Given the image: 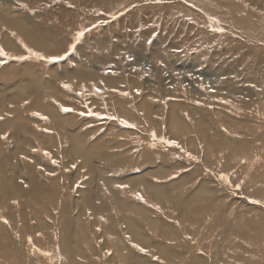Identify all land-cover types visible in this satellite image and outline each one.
Returning a JSON list of instances; mask_svg holds the SVG:
<instances>
[{"label":"rangeland","instance_id":"374dc122","mask_svg":"<svg viewBox=\"0 0 264 264\" xmlns=\"http://www.w3.org/2000/svg\"><path fill=\"white\" fill-rule=\"evenodd\" d=\"M131 1L127 6V0H0V264H224L230 251L220 253L229 239L235 242L226 246L235 248L231 264H264L257 247L264 238L259 233L264 230V115L255 102L263 98V64L249 55L241 74L232 76L240 90L232 98L237 109L225 108L233 100L223 95L203 103L179 101L187 88L197 98L199 92L219 95L222 88L212 83L217 72L212 67L220 62L229 66L242 57V49H264V41L243 36L240 25L236 29L216 17L200 27L182 16L193 14L191 9L161 18V0ZM174 1L203 13L187 0L164 2ZM224 1L232 2L241 16H248L252 5L264 13V0ZM149 14L159 21H151ZM17 15L28 26L41 21L49 27V46L28 45L12 28ZM177 19L204 36L216 33L227 43L233 39L241 48L215 66L211 55H199L197 49L218 42L185 40L194 36L189 27L184 32L174 28ZM8 38H15L19 48ZM143 70L154 91L160 77L175 95L160 99L153 90H139L134 81ZM143 98L166 113L174 102L212 111L224 107L223 118L239 122L228 136L231 142L250 144L251 162L249 148L244 158L230 154L231 142L219 150L206 149L198 138L196 148L181 143L167 133L164 117L147 118L137 108ZM117 105L128 106L134 116H123ZM79 133L85 143L75 153ZM139 182L171 194L163 191L164 201H158ZM119 202L134 209L124 211ZM240 220L243 227L232 229ZM111 221L117 232L109 230ZM253 236L254 242L247 240Z\"/></svg>","mask_w":264,"mask_h":264},{"label":"bare ground","instance_id":"6f19581e","mask_svg":"<svg viewBox=\"0 0 264 264\" xmlns=\"http://www.w3.org/2000/svg\"><path fill=\"white\" fill-rule=\"evenodd\" d=\"M28 1V0H27ZM30 1V0H29ZM63 1V0H62ZM80 2L83 1V0H79ZM90 1V0H89ZM114 1V0H113ZM165 0H161L160 3H164V5H162L161 7H159L160 11L159 12V15L160 17H165V18H173L176 16V14L178 13H185V9H191V13L193 14H182V16H189L190 19L194 20L193 22L196 24V25H199L200 26V23L204 22L205 20L209 19L210 17H216L215 18V21L217 20L218 22H229L231 24L230 27H234L237 29V25H240V29L239 30H242V34L243 36H246V37H249V38H252L253 39H260V40H263L264 41V13L262 14H258V12H255L254 10V7L253 5L251 6V8L249 9V15L248 16H241L239 15L236 10H235V6L232 5V2H227V1H224V0H187L188 2H190V4L192 5H195L196 8L200 9L203 13H197V12H194V9L192 10V8H189L187 6H185V4H181V3H174L173 4H169L168 2H164ZM181 1V0H180ZM258 1V0H257ZM263 0H260V2H262ZM34 2V1H33ZM179 2V1H178ZM187 2V3H188ZM42 4V2H40ZM87 3V2H86ZM121 3V2H120ZM127 3L126 4L127 6H130L132 5V1L131 0H127ZM165 3H168V4H165ZM171 3V2H170ZM31 4V3H30ZM33 4V3H32ZM39 4V5H41ZM264 4V2H263ZM38 5V4H37ZM43 5V4H42ZM125 5V4H124ZM35 6V5H34ZM120 6V5H119ZM122 6H123V3H122ZM121 6V7H122ZM37 7V6H36ZM40 7V6H39ZM126 7V6H125ZM30 8V6H29ZM44 10V15L45 17L47 18V16H49V12L46 11L48 10L45 6L42 7ZM128 8V7H127ZM257 8V7H256ZM38 9V8H37ZM40 9V8H39ZM42 9V10H43ZM110 9V8H109ZM118 9V8H117ZM130 9V8H129ZM154 9H157V8H154ZM259 9V8H258ZM32 10V9H31ZM36 10V9H34ZM41 10V9H40ZM165 10V13L163 14L162 11ZM260 10V9H259ZM261 12V11H260ZM35 13V12H34ZM38 13V12H36ZM155 13V12H154ZM133 14V13H132ZM151 15V14H149ZM157 15V14H156ZM158 15V16H159ZM73 17L75 16V13L72 15ZM151 18V21L153 22H158L159 20H154L153 17H155L154 15H151L150 16ZM160 17L158 19H160ZM177 17V16H176ZM13 18H16V23H14V28L15 31L18 32L19 35L22 36V38L24 39V41L30 45V46H34L36 47L37 49H45L46 47H48L50 44V39L49 36H51V33H49V27L47 26H42L41 25V21L39 23V26L37 25H27L24 21H27V20H24V18H21L20 16H13ZM76 18V16H75ZM146 18V17H145ZM153 18V19H152ZM171 18H170V21H171ZM180 18V16L178 17ZM134 19V18H133ZM137 19V18H136ZM140 19V18H138ZM156 19V18H155ZM176 19V18H175ZM204 19V20H203ZM70 20V18H69ZM179 19H177L176 23L177 26L174 24L173 27L174 28H178L180 31H183V30H187V28L189 27V25L186 24V22L184 21H178ZM139 21V20H137ZM145 21V20H144ZM148 21V19H147ZM175 21V20H174ZM29 22V21H28ZM183 22V24H182ZM214 22V21H213ZM54 23V21H53ZM56 23V22H55ZM163 23V22H162ZM189 23V22H188ZM193 23V24H194ZM45 24V23H44ZM153 24V23H151ZM171 24V22H170ZM224 24V23H223ZM149 25V24H148ZM187 25V26H186ZM191 25V23H190ZM203 25V24H202ZM201 25V26H202ZM207 25V24H206ZM89 26V25H88ZM86 26V27H88ZM168 26V25H167ZM200 26V27H201ZM221 26V25H220ZM42 27V28H41ZM85 27V28H86ZM148 27V26H147ZM150 27V26H149ZM171 27V26H170ZM187 27V28H186ZM206 27V26H205ZM219 27V26H218ZM227 28V26H225ZM238 27V28H239ZM20 28H23V32H19L18 30ZM45 28V29H44ZM152 27L149 28V30L151 29ZM217 28V27H216ZM173 29V28H172ZM188 29H191V30H188L189 32L192 33V36L194 37H190V38H186L183 37L185 40L189 41L190 39H196V38H202V40H207L210 39V40H214L218 43H216V45H214V43H210V40H209V43L212 44V45H209L207 43V45H203V46H200V49H197V51L199 50L200 54H204V56H207V55H211L210 58L212 60H214L215 62V66L222 60H225L227 61V57L230 55V57L232 58L236 53V47L242 45L240 43V45L238 44H234L232 42V40H230L228 43L227 42H222L221 41V38L222 36L214 33V36H209V33H208V36H204L202 35V32L203 31H197L195 32L194 29L195 26H190ZM203 29V28H202ZM205 29V28H204ZM203 29V30H204ZM224 29V28H223ZM197 30V29H196ZM140 31V30H138ZM153 31V30H152ZM230 31V30H229ZM234 31V30H233ZM236 31V30H235ZM184 32V31H183ZM182 32V33H183ZM237 32V31H236ZM150 33V32H149ZM179 33V31H178ZM182 33L178 34L175 38H181L179 35H181ZM190 33V34H191ZM204 33V32H203ZM232 33V32H230ZM160 34V33H159ZM177 34V33H176ZM186 34V33H185ZM212 34V33H211ZM72 35V34H71ZM147 35V34H146ZM157 35V34H156ZM207 35V34H206ZM237 35V34H236ZM69 36V35H68ZM153 36V34H152ZM155 36V35H154ZM174 36V35H173ZM191 36V35H190ZM224 36V35H223ZM239 36V35H238ZM20 37V36H19ZM56 38V36H54ZM53 37V38H54ZM70 37V36H69ZM157 37V36H156ZM161 37V36H160ZM164 37V36H163ZM228 37V36H227ZM235 37V36H233ZM232 37V38H233ZM72 38V37H71ZM152 38V37H151ZM225 38V37H224ZM42 41H41V40ZM153 39V38H152ZM179 39L177 41H179ZM230 39V38H229ZM235 39V38H234ZM44 40V41H43ZM47 40V42L45 41ZM183 40V39H182ZM190 40V41H191ZM197 40V39H196ZM201 41V39H198ZM243 40V38H242ZM17 40L15 38H8L7 40V43H15L16 44V49H18V41L16 42ZM23 41V42H24ZM151 41V39H150ZM157 41V40H156ZM193 41V40H192ZM191 41V42H192ZM195 41V40H194ZM199 41V42H200ZM240 41V40H239ZM258 41V40H257ZM24 42V43H25ZM196 42V41H195ZM198 42V43H199ZM145 43V42H144ZM178 43V42H177ZM176 43V44H177ZM193 43V42H192ZM264 43V42H262ZM20 44V43H19ZM179 44V43H178ZM187 44V43H186ZM200 45V43H199ZM198 45V46H199ZM236 45V46H235ZM20 46V45H19ZM197 46V45H196ZM246 46V45H245ZM259 46V44H258ZM117 47V46H116ZM121 47V46H120ZM130 47V46H129ZM132 47V46H131ZM262 47V46H261ZM261 47H256V48H253L252 50L249 49L248 52L247 50H245L246 52H243V49L241 50V58L242 60L240 59H235L234 61H232L233 63L230 64L229 66L227 67H224L223 65H221V62L220 64L215 68L212 67V70H216L217 72H215L216 76L215 78H212V83H214V85L218 88H222V91L218 92L219 95H216L215 93H212V92H209V90H207L209 93L207 92H199L198 94L202 97L200 98H197L196 96V93L194 94L193 90L191 88H187L185 89V92L183 93V96L185 97V99L183 100H179V101H187V102H191V101H194V100H199V102H202L205 101L206 98H209L210 99L212 97H219L220 95H223V96H226V97H229L231 99V101L233 100L232 98L235 97V95L237 93H240V90H239V87L236 85L235 83V78L241 74V69H240V66L242 65V63H244L245 61V57L247 59V57L249 55L251 56H254L252 57L254 59V61L256 62L257 61V64H263L262 67H264V55H262L264 49H261ZM60 48V47H59ZM190 48V47H189ZM214 48V49H213ZM241 48V46H240ZM263 48V47H262ZM15 49V50H16ZM127 49V48H126ZM131 49V48H130ZM208 49H211L213 51V53L210 52L209 54V51ZM239 49V48H238ZM122 50V49H120ZM128 50V49H127ZM163 50V49H162ZM260 50H263L262 52H259ZM117 51V50H116ZM130 51V50H129ZM176 51V50H175ZM38 52V51H37ZM51 52V51H50ZM178 52V51H177ZM188 52V51H187ZM48 53V52H47ZM121 53V52H120ZM132 53V51H131ZM193 53V52H192ZM195 53V52H194ZM262 53V54H261ZM39 54V53H38ZM95 54V53H94ZM99 54V53H97ZM96 54V57H99L97 56ZM105 54V53H103ZM163 54V53H162ZM169 54V53H168ZM175 54V53H174ZM184 54V53H183ZM188 54V53H186ZM234 54V55H233ZM52 55V54H51ZM56 55V54H55ZM124 55V54H123ZM125 55H126V52H125ZM179 55V54H178ZM238 55V54H237ZM102 56V55H101ZM106 56V55H105ZM103 56V57H105ZM111 56V54L109 55ZM160 56V55H159ZM180 56V55H179ZM198 56V55H196ZM94 57V56H93ZM102 57V58H103ZM168 57V56H167ZM166 57V58H167ZM186 57V56H185ZM188 57V56H187ZM209 57V56H208ZM101 58V59H102ZM106 58V57H105ZM103 58V59H105ZM109 58V57H108ZM111 58V57H110ZM179 58V57H178ZM237 58V57H236ZM102 59V60H103ZM161 59H163L161 57ZM168 59V58H167ZM172 59V57L170 58ZM176 59V58H175ZM244 59V60H243ZM101 60V61H102ZM106 60V59H105ZM104 60V61H105ZM109 60V59H108ZM174 60V59H173ZM211 60V61H212ZM113 60H111L112 62ZM175 61V60H174ZM206 61V60H205ZM127 62V61H126ZM165 62V61H164ZM171 62V61H170ZM200 62V61H199ZM228 62V61H227ZM249 62H252V61H249ZM109 63V62H108ZM247 63V62H245ZM223 64V63H222ZM225 64V63H224ZM101 65V64H100ZM227 65V63H226ZM225 65V66H226ZM169 66V65H168ZM254 66V65H253ZM237 67V68H236ZM101 68V67H100ZM169 68V67H168ZM82 69V68H81ZM246 69L248 70L249 68L246 67ZM66 70V69H65ZM68 71V70H67ZM79 71V69L77 70ZM126 71V70H125ZM169 71V70H168ZM167 71V72H168ZM233 74H231L230 73ZM70 72V71H69ZM123 72V70H122ZM143 71H137V76L135 78V81H134V84L137 85L138 88H140L139 90L143 91V87L149 91H152L153 88L147 83V81H145L144 79V75H143ZM254 72H256V70L254 69ZM253 72V73H254ZM76 73V72H75ZM118 73V72H117ZM251 73V75L253 74ZM257 73V80L258 78H260L261 76L259 75L258 76V72ZM77 74V73H76ZM79 74V73H78ZM231 74V75H230ZM99 75V74H98ZM121 75V74H120ZM125 75V74H124ZM158 75V74H157ZM235 75V78H233L232 76ZM254 75V74H253ZM67 76V75H66ZM254 77V76H253ZM87 80H88V76H86ZM91 78V77H90ZM165 78V77H164ZM161 78L159 77V80ZM261 79V78H260ZM157 80V82H159L158 84H160V86L158 88H156V90L154 91L155 93V96L158 97L160 96V99H164L166 97H170L171 95L174 96L176 91L172 92V91H169L167 90L164 85L162 84L164 81H159ZM89 81V80H88ZM156 82V83H157ZM162 82V83H161ZM258 82H260L258 80ZM157 84V85H158ZM177 84V83H176ZM183 84V83H181ZM258 84V83H257ZM260 84L264 87V79L263 81L260 82ZM96 85V84H95ZM156 85V86H157ZM188 85V84H187ZM82 86V85H81ZM94 86V85H93ZM130 86V85H129ZM182 86V85H181ZM179 86V87H181ZM85 87V85H84ZM92 87V86H89V88ZM183 87V86H182ZM186 87V86H185ZM256 87V86H255ZM87 88V87H86ZM88 89V88H87ZM262 89V88H261ZM101 90V89H100ZM175 90V89H174ZM183 90V89H182ZM221 90V89H220ZM226 91V92H225ZM138 92V91H137ZM140 92V91H139ZM216 92V91H215ZM258 93V92H257ZM197 94V95H198ZM142 96V95H141ZM171 96V97H172ZM255 96V95H254ZM260 96V94H258V97ZM134 97V96H133ZM257 97V96H256ZM153 98V97H152ZM223 98V97H222ZM169 99V98H168ZM226 99V98H225ZM255 99V98H254ZM256 99H259V101H255L257 102L258 106L262 105L263 107H260V109L263 111V115H264V90H263V98L261 99L260 97L259 98H256ZM255 99V100H256ZM127 100V99H126ZM141 100H138L137 102V108H140L143 112H145V116L147 118H152L154 117V115H160L162 118L164 117L165 119V129L167 130V133H171L173 134V136L177 139H179V141H182L181 143H185L186 145L190 146L191 148H196V143L199 142L198 140L201 141V143L203 144V146L206 147V149L208 148H211V149H214V150H219L220 148H224V146L227 144V143H230L231 140H230V137L228 136V133H229V130L231 129H234V127H237V125H239V122L237 121H232L231 123H228V121L226 119L223 118L222 116V109H217V110H209V109H206V108H203V107H195L192 108L191 106H189V103L188 104H183V103H180V102H174L170 103L171 105V108L170 110L166 113L164 111H162V109L159 107V105H155L156 103H150L146 100V98H143L141 102H139ZM168 101V100H167ZM214 101H219V99H214ZM229 101V99H228ZM132 102V101H131ZM164 102V100H163ZM166 102V101H165ZM208 102V101H207ZM238 102V101H237ZM236 102V100H233L232 102H230V105L229 107H225L227 109H230L231 108H234V109H237L240 105ZM133 103V102H132ZM205 103V102H204ZM135 104V103H134ZM223 105V104H222ZM118 106V109H120L121 113L123 116L125 117H133L134 115L132 114L133 112L130 111V109H128V106H124V105H117ZM225 106V105H224ZM228 106V105H227ZM165 107V106H164ZM221 107V106H220ZM136 108V107H135ZM232 111V110H231ZM142 115H144V113H142ZM137 116V115H136ZM121 118V117H120ZM136 118V117H135ZM145 118V117H144ZM84 120V119H83ZM123 120V119H122ZM133 121V119H131ZM135 122V121H134ZM143 122H145V120H143ZM142 122V123H143ZM87 123V122H86ZM128 123V121H127ZM140 123V122H139ZM158 123V122H157ZM156 123V124H157ZM162 123V122H161ZM146 124V123H145ZM148 124V122H147ZM55 125H58L55 123ZM134 125V123H133ZM132 125V127H133ZM135 126V125H134ZM149 126V125H148ZM160 126V125H159ZM136 127V126H135ZM146 127V126H145ZM19 128V127H18ZM138 128V126H137ZM248 129L251 130V127L248 126L247 127ZM144 129V127H143ZM92 130H87V132H89ZM114 131V130H113ZM117 131V130H116ZM120 131V130H119ZM118 131V132H119ZM136 131V130H135ZM139 131V130H138ZM82 132V131H81ZM80 132V133H81ZM79 133L78 137L75 136L74 138V147L72 146L73 150L75 151V153H80V150H81V145L83 143H85V140H82L81 138V134ZM109 133H111V131H109ZM122 133V132H121ZM130 133V132H129ZM146 133V132H144ZM78 134V133H77ZM85 134V133H84ZM87 134H90L87 133ZM86 134V135H87ZM118 134V133H117ZM75 135V134H74ZM139 135V134H138ZM91 136V135H90ZM89 136V137H90ZM159 136V135H158ZM143 137V136H142ZM169 137V136H168ZM165 138V137H164ZM172 138V137H171ZM196 138H198V140H196ZM86 139V138H85ZM98 139V137H97ZM146 139V138H145ZM173 139V138H172ZM154 140V139H153ZM263 140H264V137H263ZM156 141V139L154 140ZM232 143V149L230 150V154L234 155V156H237L238 154H240V157L244 158L245 156H243V152L244 154H247L248 151H247V148H249L250 144L247 143V142H244V143H235V142H231ZM154 144V143H153ZM264 144V141L263 143ZM181 146V144H179ZM187 146V147H188ZM189 147V148H190ZM204 148V147H203ZM184 149V148H183ZM89 150V149H88ZM92 149L90 148L89 151H91ZM260 150H264V148H260ZM249 154H250V148H249ZM253 152H251V154L249 156H247V159L251 162V159L250 157L252 156ZM255 164V160L253 159L252 161V164H250V166L254 165ZM135 181H138V180H135ZM134 181V182H135ZM140 183V182H139ZM141 186L144 184L143 182L140 183ZM144 186H146V190L147 193L149 192V194L156 200H160L161 202L164 201L163 197H161V193L163 191L164 194L166 193H169L167 192V190H162L161 193H160V189L157 188V187H152V186H149V185H146L144 184ZM140 187V185H139ZM176 188V186L174 187V189ZM177 188H178V185H177ZM176 190V189H175ZM172 191V190H171ZM200 191V192H199ZM198 194L202 195V190H199ZM173 192V191H172ZM171 194V193H169ZM174 194V193H173ZM180 195V194H179ZM169 196V195H168ZM171 197V196H170ZM179 197V196H178ZM162 198V199H161ZM181 199V198H180ZM205 199V196H200V199L199 200H204ZM180 200H178L177 202H179ZM182 202V200H181ZM184 202V201H183ZM187 204V203H185ZM117 206L119 205L124 211H127V209H134L133 207L127 205L125 202H119V204H116ZM186 207H188L187 205H185ZM190 208V207H189ZM124 217H127L126 214H124ZM217 217V216H216ZM214 219V217H213ZM129 221L131 223H133L134 221L132 219H129ZM241 221H235L233 224H232V229L233 227H236V226H239V229H241V227H243V225H241ZM109 230H111L112 232H117L116 231V227L113 223V221H111V224H110V228ZM264 232V230H261L259 231V233H262ZM233 236L235 237H238L240 235H234V233H232ZM202 239V238H201ZM247 240H250V242H254L256 239L253 237H251L250 239L247 238ZM245 241V240H244ZM235 242H232L231 239H229L226 243V246L229 245L228 247H230L231 245H233ZM262 244V245H261ZM260 245L257 243V247L259 248V252H260V256L262 258H264V238L262 240V243ZM225 246V249L224 250H221V253L220 254H224L226 251H230L228 252V257L231 256V258L227 259V258H222V261L224 262V264H231L233 261H234V258H235V252L233 251V246L231 249L230 248H227ZM63 248H66L64 245H63ZM159 250V249H158ZM239 251V250H237ZM63 254L65 253L64 250L62 252ZM69 261L71 262L72 258H70V256L68 257ZM65 260H66V257H65ZM72 264V263H71Z\"/></svg>","mask_w":264,"mask_h":264},{"label":"snow or ice","instance_id":"6c2138e0","mask_svg":"<svg viewBox=\"0 0 264 264\" xmlns=\"http://www.w3.org/2000/svg\"><path fill=\"white\" fill-rule=\"evenodd\" d=\"M33 55H36L38 58H41V59H43V57H42V56H40L38 53H33ZM65 87H67V85H66ZM65 111H68V109H65Z\"/></svg>","mask_w":264,"mask_h":264}]
</instances>
